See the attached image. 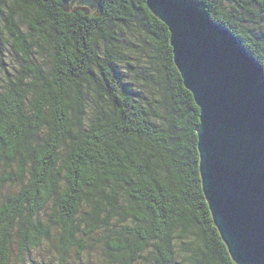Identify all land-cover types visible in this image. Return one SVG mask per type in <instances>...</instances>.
<instances>
[{
  "label": "trees",
  "instance_id": "trees-1",
  "mask_svg": "<svg viewBox=\"0 0 264 264\" xmlns=\"http://www.w3.org/2000/svg\"><path fill=\"white\" fill-rule=\"evenodd\" d=\"M98 1L0 0V65L7 45L19 62L0 94V264L93 246L105 264H236L169 28L145 0ZM192 1L264 68V0Z\"/></svg>",
  "mask_w": 264,
  "mask_h": 264
},
{
  "label": "water",
  "instance_id": "water-1",
  "mask_svg": "<svg viewBox=\"0 0 264 264\" xmlns=\"http://www.w3.org/2000/svg\"><path fill=\"white\" fill-rule=\"evenodd\" d=\"M85 7L98 0H79ZM199 107L203 191L236 264H264V68L192 0H145Z\"/></svg>",
  "mask_w": 264,
  "mask_h": 264
},
{
  "label": "rangeland",
  "instance_id": "rangeland-1",
  "mask_svg": "<svg viewBox=\"0 0 264 264\" xmlns=\"http://www.w3.org/2000/svg\"><path fill=\"white\" fill-rule=\"evenodd\" d=\"M18 56L15 54L14 50L7 45V55L5 58V62L3 65H0V94L3 92L5 88V83L8 78L14 76L16 71L14 69H18ZM6 67V71L4 70ZM11 187H6L3 190V194L11 192ZM101 245V243H99ZM57 251V247L56 250ZM58 252V251H57ZM90 252V254H88ZM101 249L98 247H94L92 249H88L82 256H79V251H72L68 261L66 264H105L104 257L101 255ZM19 252V248L15 249L11 264H59L58 262V254L55 252L49 251L48 248H42L40 250L34 251L30 257L27 256L24 258L22 262Z\"/></svg>",
  "mask_w": 264,
  "mask_h": 264
}]
</instances>
